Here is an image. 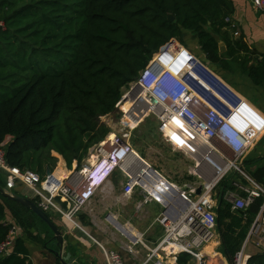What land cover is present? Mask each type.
<instances>
[{"label": "trees", "instance_id": "16d2710c", "mask_svg": "<svg viewBox=\"0 0 264 264\" xmlns=\"http://www.w3.org/2000/svg\"><path fill=\"white\" fill-rule=\"evenodd\" d=\"M233 12L231 0H0V148L7 164L37 173L39 158L53 150L68 170L79 169L89 148L107 135L100 117L115 110L122 88L160 48L173 39L182 43L187 32L207 61L225 71H231L227 58L236 61L255 85L264 86V60L248 65L252 51L226 32L233 31L225 22ZM215 35L223 38V54ZM6 137L11 139L4 144ZM253 178L264 186V169ZM226 189H232L230 180L219 186L216 227L232 258L261 199L244 220V212L233 211L224 199ZM7 213L26 232L46 227L0 195V243L11 227ZM190 260L185 253L177 256V264ZM0 264H32L21 239ZM247 264H264V249Z\"/></svg>", "mask_w": 264, "mask_h": 264}, {"label": "built area", "instance_id": "2783aa9c", "mask_svg": "<svg viewBox=\"0 0 264 264\" xmlns=\"http://www.w3.org/2000/svg\"><path fill=\"white\" fill-rule=\"evenodd\" d=\"M250 1L256 13L264 14V0ZM225 22L233 30L232 34L239 36L233 21L226 18ZM194 64L191 56L175 39L160 48L137 78L122 88L120 100L115 106V110L122 112L121 122L117 124L114 134L105 136L104 142L89 148L87 156L93 158V163H83L78 170L66 168L69 173L64 177L56 172L41 177L31 170L9 166L4 150L0 148L4 191L11 192L16 186H21L33 194L35 204L42 211H57L73 223L74 216L96 191L115 172H119L125 177L128 192L138 190L143 203L156 202L164 209L158 218L164 235L143 264H177V256L181 253L189 255L196 264H208L201 252L216 235L217 202L214 189L224 175L233 170L242 180L232 182V190L224 195L231 209L244 212L245 220L246 211L257 199H261L247 236L231 258L232 264H247L250 240L255 241L256 247L264 246V187L244 174L237 161L259 138L264 126L245 122L238 125L225 118L194 88L192 81L209 84L206 74L204 77L199 71L203 67ZM134 90L140 91L142 100L134 97ZM222 96L231 100L226 95ZM127 101L131 102V108L125 113L120 107ZM147 113L155 118L157 132L162 139L191 163L188 173L197 181L186 184L184 190L153 169L130 142L131 133ZM174 119L179 120L182 126L174 123ZM170 132L179 137L183 144L172 141ZM208 170H214L215 176L211 181L206 177ZM198 188L200 194L196 195ZM56 201L64 204L65 208L59 209ZM140 207L141 204L137 209ZM108 218L116 224L113 216L109 214ZM20 231V227L11 224L6 239L0 243V259L11 253ZM124 233L129 236L125 230ZM139 241L135 240L126 251L133 253L132 247ZM103 255L105 264H123L122 256L117 251H103Z\"/></svg>", "mask_w": 264, "mask_h": 264}, {"label": "crops", "instance_id": "0c3cea01", "mask_svg": "<svg viewBox=\"0 0 264 264\" xmlns=\"http://www.w3.org/2000/svg\"><path fill=\"white\" fill-rule=\"evenodd\" d=\"M231 2L234 12L230 19L236 26L235 31L239 33V36L235 37L231 32V38L242 39L252 51L248 65L264 60V14L256 13L250 0H231ZM185 43L181 46L191 56V61L195 63V66L203 67L199 71L204 77L206 74V81L209 83L192 81L194 88L225 118L236 124L242 125L245 122L264 126V86L255 85L247 74L240 71L237 64L231 63L232 60L229 58L226 60L231 71L222 70L209 61L208 64H204L192 52L191 46ZM242 56L244 55L242 54ZM213 66L214 69L221 70V76L217 75ZM222 95L230 97L231 100ZM10 139V137H6L4 144L8 143ZM227 154L231 158L230 153L227 152ZM60 165L61 171L64 169V164L61 162ZM237 165L244 174L262 186L253 178V174L258 169H264V131L247 153L237 161ZM150 166L155 169L151 164ZM189 168L186 171L189 182L180 180V178L173 180L159 170H155L184 190L186 184H193L197 181L195 177L189 175ZM214 176V170H208L206 175L208 181H211ZM229 180L231 185L232 182L241 181L242 178L235 171H228L215 186L216 202L221 182H229ZM125 183V177L121 173L115 172L74 216L73 223L68 222L57 211L51 210L47 213L62 236L61 254L62 256L69 255V258L72 259L71 264H105L103 251L108 250L117 251L122 256L123 264H143L149 252L162 239L164 230L158 223V218L164 212L163 207L156 202L143 203V197L138 190L128 192ZM229 191L230 189H226V193ZM13 192L30 200L34 199L33 194L27 196L29 193L25 188L19 187ZM139 204L141 207L137 209ZM56 206L59 209L65 208V205L60 202H57ZM109 214L115 218L116 224L110 221ZM6 222L16 225L9 213L6 214ZM124 230L132 238L127 237ZM17 239L24 242L32 264H60L53 253L49 251L50 249L57 251V248L54 247L53 234L48 227L38 224L27 232L21 229ZM137 239L140 241L132 247L133 253L127 252L126 248L132 246V243ZM263 249V245L256 247L255 241L250 240L247 252L252 256ZM201 253L207 259L208 264H232L231 258L225 252L223 239L217 227L215 237L202 249ZM193 263L196 264L194 260H190L189 264Z\"/></svg>", "mask_w": 264, "mask_h": 264}, {"label": "rangeland", "instance_id": "374dc122", "mask_svg": "<svg viewBox=\"0 0 264 264\" xmlns=\"http://www.w3.org/2000/svg\"><path fill=\"white\" fill-rule=\"evenodd\" d=\"M209 30V28L207 27ZM226 32L231 36V32L227 29ZM218 45L222 44L224 46L223 38L220 36H216ZM185 40V42H184ZM180 44H186L191 46L192 52H194L197 57L205 64L209 62L206 60L202 52H200L198 48L197 41L192 33H185L183 36V42H179ZM185 45V46H186ZM187 47V46H186ZM225 47V46H224ZM231 63L237 64L235 61H231ZM238 65V64H237ZM214 69V66L212 67ZM217 75L221 76V70L219 68L214 69ZM219 76V77H220ZM140 94L139 90H134L133 95L137 97ZM121 111L123 107H120ZM122 112L118 110H114L110 114H108L104 119H100V122L105 125V127L109 130L106 137L109 134H114L117 129V124L121 122ZM106 138L101 140L100 142H104ZM130 142L134 149L139 153V155L148 161L156 170H159L161 173H164L166 176H169L175 180L176 178H180V180L189 182L186 175L187 169L191 166V163L187 158L181 154L180 152L174 151L172 147L165 142L162 137L157 132V123L155 118L152 115H148L139 125L138 127L131 133ZM41 164V168L37 171V174L41 177L47 175L46 172L50 171V174L55 173L58 174L61 169V162L64 164V161L61 157H59L53 150L48 151L44 154L43 158H39ZM92 160L91 157L87 156L82 162L90 164L89 161ZM64 168H66L64 164ZM78 170V169H75ZM34 172V171H33ZM0 176L3 174L0 172ZM170 178V179H171ZM21 186H16L15 189ZM5 189V188H2ZM13 192V191H11ZM30 196L32 194L27 190ZM14 193V192H13ZM194 264V263H193Z\"/></svg>", "mask_w": 264, "mask_h": 264}, {"label": "water", "instance_id": "95a60500", "mask_svg": "<svg viewBox=\"0 0 264 264\" xmlns=\"http://www.w3.org/2000/svg\"><path fill=\"white\" fill-rule=\"evenodd\" d=\"M168 21L172 22L173 16L171 15L168 16ZM218 46H219V54H223L225 52V47L222 44ZM46 174L49 175L50 171H47ZM196 194L197 195L200 194V188L196 190ZM0 195L9 201L15 202L19 204L20 206L26 208L27 210L32 212L37 218H39L53 234L54 247L57 248V251H54L52 249H50L49 251L53 253V255L57 258L60 264H71L72 263V259L69 258V255L62 256L61 254L62 243H63L62 236L60 235V232L58 231L57 227L52 222V220L50 219L47 213L42 211L37 206V204H35L32 200L22 197L13 192H6L1 187H0Z\"/></svg>", "mask_w": 264, "mask_h": 264}, {"label": "bare ground", "instance_id": "6f19581e", "mask_svg": "<svg viewBox=\"0 0 264 264\" xmlns=\"http://www.w3.org/2000/svg\"><path fill=\"white\" fill-rule=\"evenodd\" d=\"M138 97H139V99L140 100H142V98H143V95L142 94H139L138 95ZM121 107H123V112H128L129 110H130V108H131V102L130 101H127V102H125V103H123L122 105H121ZM144 114H145V112H144ZM149 114L147 113L146 115H144V118L143 117H141V118H143L142 120H144L147 116H148ZM170 136H171V140L173 141L174 139H173V136H174V134H173V132H170ZM89 161V160H88ZM89 163L91 164V163H93V158H92V160L91 161H89ZM69 173V171L67 170V169H62L61 171H60V173H59V176L60 177H64V176H66L67 174Z\"/></svg>", "mask_w": 264, "mask_h": 264}, {"label": "snow or ice", "instance_id": "6c2138e0", "mask_svg": "<svg viewBox=\"0 0 264 264\" xmlns=\"http://www.w3.org/2000/svg\"><path fill=\"white\" fill-rule=\"evenodd\" d=\"M173 122L176 123L178 126H182L179 120L174 119ZM173 139L176 140L177 143L183 144V141L179 137L173 136Z\"/></svg>", "mask_w": 264, "mask_h": 264}, {"label": "clouds", "instance_id": "9594fccd", "mask_svg": "<svg viewBox=\"0 0 264 264\" xmlns=\"http://www.w3.org/2000/svg\"><path fill=\"white\" fill-rule=\"evenodd\" d=\"M112 171V170H111Z\"/></svg>", "mask_w": 264, "mask_h": 264}]
</instances>
